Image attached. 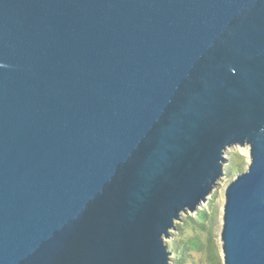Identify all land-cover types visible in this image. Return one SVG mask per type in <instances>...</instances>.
<instances>
[{
  "label": "water",
  "instance_id": "95a60500",
  "mask_svg": "<svg viewBox=\"0 0 264 264\" xmlns=\"http://www.w3.org/2000/svg\"><path fill=\"white\" fill-rule=\"evenodd\" d=\"M236 146L222 264H264V0H0V264H170Z\"/></svg>",
  "mask_w": 264,
  "mask_h": 264
},
{
  "label": "trees",
  "instance_id": "16d2710c",
  "mask_svg": "<svg viewBox=\"0 0 264 264\" xmlns=\"http://www.w3.org/2000/svg\"><path fill=\"white\" fill-rule=\"evenodd\" d=\"M242 155H237L232 166L238 170ZM219 206L210 200L194 215L182 216L176 224L178 234L168 247L176 255L177 264H222L219 232L221 227Z\"/></svg>",
  "mask_w": 264,
  "mask_h": 264
},
{
  "label": "rangeland",
  "instance_id": "374dc122",
  "mask_svg": "<svg viewBox=\"0 0 264 264\" xmlns=\"http://www.w3.org/2000/svg\"><path fill=\"white\" fill-rule=\"evenodd\" d=\"M238 154L242 155V157H243L242 162L243 163L241 165V168L236 170L232 166V161H233L234 158H237ZM224 156L226 158V163L224 164V175L218 181V185L214 188V190L210 194L209 199L207 200V202L204 203L200 207V208H202L210 200H214V202L219 206L221 214H222V206H223V202H224V189H225L226 185L236 176V174L239 171L245 170L247 168L248 163H249L248 146L229 147L225 151ZM187 215H191L192 216L194 214H187ZM183 216H185V215H183ZM178 223H180V221ZM177 234H178V231H177V228H176V230L172 231L171 236L168 239H166L167 243L168 244L171 243V240L174 237H176ZM170 264H177V258H176V255L174 253L171 255Z\"/></svg>",
  "mask_w": 264,
  "mask_h": 264
}]
</instances>
